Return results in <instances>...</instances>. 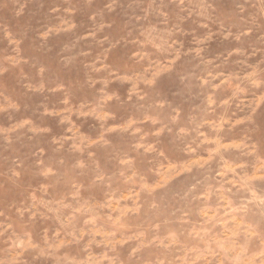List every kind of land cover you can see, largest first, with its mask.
<instances>
[{"label":"rangeland","instance_id":"374dc122","mask_svg":"<svg viewBox=\"0 0 264 264\" xmlns=\"http://www.w3.org/2000/svg\"><path fill=\"white\" fill-rule=\"evenodd\" d=\"M0 264H264V0H0Z\"/></svg>","mask_w":264,"mask_h":264}]
</instances>
